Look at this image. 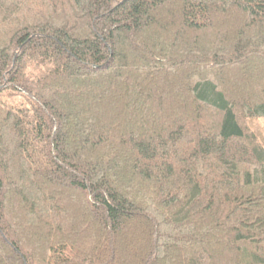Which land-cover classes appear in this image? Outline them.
I'll use <instances>...</instances> for the list:
<instances>
[{"label":"trees","instance_id":"16d2710c","mask_svg":"<svg viewBox=\"0 0 264 264\" xmlns=\"http://www.w3.org/2000/svg\"><path fill=\"white\" fill-rule=\"evenodd\" d=\"M264 0H0V264H264Z\"/></svg>","mask_w":264,"mask_h":264},{"label":"rangeland","instance_id":"374dc122","mask_svg":"<svg viewBox=\"0 0 264 264\" xmlns=\"http://www.w3.org/2000/svg\"><path fill=\"white\" fill-rule=\"evenodd\" d=\"M254 130L261 132L263 143H264V118L258 119L253 126Z\"/></svg>","mask_w":264,"mask_h":264}]
</instances>
